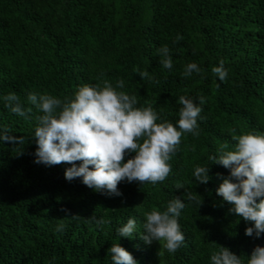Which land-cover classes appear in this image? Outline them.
Masks as SVG:
<instances>
[{
	"label": "trees",
	"instance_id": "obj_1",
	"mask_svg": "<svg viewBox=\"0 0 264 264\" xmlns=\"http://www.w3.org/2000/svg\"><path fill=\"white\" fill-rule=\"evenodd\" d=\"M177 35L183 39L174 43ZM163 45L170 48L171 70L160 64ZM220 61L225 81L212 72ZM189 63L202 71L184 77ZM118 80L124 81L118 91L135 95L137 107H154L158 123L178 127L181 95L202 108L199 136H182L163 182L123 180L117 185L122 195L109 196L82 177L68 181L70 164L34 162L43 113L27 102L28 93L63 100L85 84ZM9 93L20 98L24 116L6 106ZM248 132L264 135V0H0V135L16 138L0 141V264H114L113 244L138 264H211L220 246L246 264L255 247H264V233L245 235L252 223L217 195L231 169L211 157L224 144L233 149V136ZM196 166H210L207 184L194 181ZM177 182L203 200L200 207L187 203ZM175 197L187 205L178 218L185 242L169 254L159 242L142 239L144 214L165 210ZM130 218L136 231L119 237L116 230Z\"/></svg>",
	"mask_w": 264,
	"mask_h": 264
},
{
	"label": "clouds",
	"instance_id": "obj_2",
	"mask_svg": "<svg viewBox=\"0 0 264 264\" xmlns=\"http://www.w3.org/2000/svg\"><path fill=\"white\" fill-rule=\"evenodd\" d=\"M182 39L177 35L174 43ZM157 54L161 57L162 68L171 70L170 48L163 45L157 49ZM135 71L142 80L153 81L148 71ZM201 71L196 63H189L183 76L190 77ZM212 72L220 81L228 78L223 61L213 67ZM123 88V80H118L115 86L108 81L95 86L85 84L73 98L65 97L63 100L48 94L28 93L27 102L43 113L38 117L34 132L38 145L34 162L46 166L70 164L71 167L65 170L68 181L82 177L84 185L109 196L122 195L117 185L123 180L129 183L137 181L141 185L163 182L172 172L169 161L178 151L182 136L189 133L199 136L197 118L202 108L181 95L178 100L182 105L176 122L178 127L166 120L158 123L160 117L154 107L151 104L137 107V97L118 91ZM3 99L13 113L26 114L15 93H9ZM199 103H205L203 97ZM27 111L30 112L31 108ZM15 139L7 134L0 135V141L14 142ZM233 139L236 141L233 149L229 150V145L224 144L219 154L211 157L213 163L231 169L230 178H224L216 192L233 205L230 212L252 223L253 226L246 228L245 235L252 237L255 234L259 238L264 233V135L248 132L233 136ZM129 153L135 155L125 162ZM77 161L81 162L79 166ZM209 171L210 166H196L193 171L196 184H207L211 178ZM175 187L184 189L187 203L195 202L199 207L203 203L183 183L177 182ZM186 206L184 199L175 197L168 201L165 210L146 212L142 239L149 245L153 241L159 242L169 254L177 252L185 242L178 218ZM64 228V224H58L56 231L63 232ZM116 231L119 237H131L136 231L135 219L130 218ZM108 253L114 264H138L132 254L119 244H113ZM210 260L211 264H244L240 256L224 246L212 252ZM246 264H264V247H255Z\"/></svg>",
	"mask_w": 264,
	"mask_h": 264
}]
</instances>
